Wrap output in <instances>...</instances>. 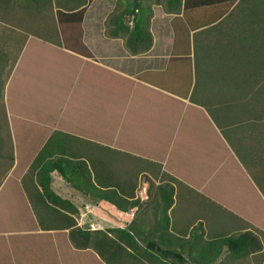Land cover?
Masks as SVG:
<instances>
[{"label": "crops", "instance_id": "obj_1", "mask_svg": "<svg viewBox=\"0 0 264 264\" xmlns=\"http://www.w3.org/2000/svg\"><path fill=\"white\" fill-rule=\"evenodd\" d=\"M166 1L86 0V12L82 22L83 43L92 57L42 39L36 46H26L27 48L32 46L30 53L38 52V58L44 52L49 53L53 58H57L59 54V59H63L64 62L65 59H69L67 65L74 68V71H70L73 74L68 82L71 93L68 96L64 95L60 101L58 98L54 105L58 107V111L53 123L49 113L45 112L39 113L38 120L27 119L37 125V134L30 135L28 140L33 139L32 141L20 142L18 145L20 150L17 148L14 162L5 177V179H17L15 176L17 164L21 163V159H25V163L29 161L18 181L13 182L22 188L24 202L31 213L34 210L25 192L22 177L52 132H58V140H62L63 133L73 137L68 138L69 147L85 160L88 161V158H93L94 155L99 156L103 163L111 167L117 179L131 180L135 198H139L141 203L129 212L119 211L104 201L92 203L70 187L56 172H52L50 186L56 194L68 199L78 209V226H82L83 212L89 211L91 204L94 206L100 204L101 210L110 211L112 217L101 214L100 224L96 223L97 219H91L90 229L125 228L132 223L138 233L135 238L143 247L146 232L151 233L150 241L157 239L161 233L163 242H172L174 239L169 235L172 233L181 237L182 241H179L185 244L188 239L192 241L191 230L199 223L205 231L202 232L204 238L208 234L218 239L231 235L233 231H236L235 234L247 230L253 232L246 215L245 217L238 215L237 220L225 224L208 220L206 213L201 212V209L207 206V202L203 200L197 203L189 202L192 211H187V204H183L185 197L183 186L201 194V187L199 189L190 181L201 179L202 169H209L210 166L206 163L215 160L214 155L223 150L224 146L225 148L230 146L226 139H222L221 125L229 130L243 124L241 122L235 125L231 120L223 123L216 115L218 111L224 110L218 95H221L223 90L232 92L229 87L222 88L218 84L248 82L247 69H250L253 63L246 55L250 54L251 57L255 51L264 52V12L259 11L254 15L255 17L250 15V19L246 14L237 13L234 23L229 25V28H213L225 16V14L219 16L220 5L231 3V0H189L191 4L205 3L211 6L188 8L187 13L186 11L184 13L183 5L179 13H168L162 6ZM239 1L235 0L232 7ZM135 3L138 4L137 7H140L141 3L150 4L153 11L149 24L153 38L152 45L141 53L130 52L125 46L123 35L109 33L110 17L114 11H124L128 5H131L132 9ZM91 9L93 10L90 11ZM188 19L192 26L189 25ZM186 28L189 29L188 33ZM196 45L199 46V50L206 51L208 56L214 55V58L207 62L212 63V66L204 72L208 75L202 77L203 86L194 96L195 101L198 102L210 100L208 109L198 102H192L194 81L189 89L188 62L182 61V58L179 61L172 60L173 57L187 55L192 57L190 51H194ZM27 48L23 54L27 52ZM217 53L222 55L216 59ZM224 68L233 69L232 74L231 71H228L229 75L226 70L223 72ZM233 112L238 116L237 110H232ZM211 115L217 117V127L215 124L205 126L206 120L213 122ZM199 117L201 121L198 123ZM19 126L22 127V124L19 123ZM56 144L54 143V148H58ZM186 155L197 158L196 161L200 159L201 162H189V156L185 157ZM187 168L192 172L188 173ZM194 170L197 173H194ZM142 176L152 183L138 182ZM173 179L176 180L173 184L174 202L168 210L169 222L166 227L160 217V210L156 212L154 209L160 202V199H154V196L159 192L158 185ZM25 184L29 186L28 179ZM147 188L151 192L149 198ZM213 188L215 189L216 186L214 185ZM193 210H198V213L193 214ZM33 218L26 221L27 228L5 232L6 239L1 242L8 247L11 256H14L15 252L17 260H11L12 264L19 262V264H53L54 256L60 264H75V260L78 264H88V262L94 264L89 258L99 257L93 249L75 248L69 239V229L43 230L35 214ZM210 222L213 231L207 228L210 227ZM153 229L160 231L155 233L152 232ZM15 235H39V238L31 240L18 238ZM11 236H15L16 239L9 238ZM253 254L239 259L229 258L227 251L224 254L218 249L208 252L197 250L182 252V256L186 259L183 264H230L231 261L245 260ZM194 258L197 259L192 260ZM99 260L101 264H106L100 257ZM163 261L173 264L169 258ZM59 263L54 261V264ZM132 264L154 263L138 256V261Z\"/></svg>", "mask_w": 264, "mask_h": 264}, {"label": "rangeland", "instance_id": "obj_2", "mask_svg": "<svg viewBox=\"0 0 264 264\" xmlns=\"http://www.w3.org/2000/svg\"><path fill=\"white\" fill-rule=\"evenodd\" d=\"M56 2L57 0H48L44 7L38 9L28 8L23 4L17 5L9 0V4L0 10V52L6 54L2 69L4 88L0 97V145L2 154L0 157V264H12L11 260L16 259L15 252L14 256H11L8 247H5L1 242L6 239L5 232L10 230L20 231L21 228H27L26 221L33 220L35 214L27 209L24 202L25 198L22 195V188L13 182L18 181V177L29 161L25 163V159H21V163L17 164L15 168L17 179H5L14 162L17 148L20 150L18 146L20 142L32 141L33 139L28 140L30 135L37 134V125L27 119L38 120L39 113L45 112L49 113L53 123L58 111V107L54 106L58 98L60 101L64 95L68 96L71 93V90H69L70 83L68 82L73 74L70 71H74V68L67 65L69 59H65L66 62H64L63 59H59V54H57V59L46 52L42 53L40 58H38V52L30 53L32 52L31 47L36 46L40 39L58 45L57 42H54L60 38L57 32L55 11L58 5ZM29 3L33 4L32 0H29ZM99 10L101 9L99 8ZM27 45L32 46L27 48ZM26 48L27 52L23 54ZM194 49V51H190L192 57L189 59V69L191 79L194 81L193 84L196 85L195 92H198L203 86L201 82L203 75H208L204 72L212 66V63L207 62L214 58V55L208 56L205 53L206 51L199 50L197 45ZM221 55L222 53H217L216 59ZM225 70L231 71L225 68L222 71L225 72ZM63 78H66V80H63ZM218 86L222 85L218 84ZM218 96L224 110L218 111L216 115L220 117L223 123H227L229 120L234 122V119L240 118L235 116L236 112L232 113V110H237L233 105L235 102L232 100L235 98V94L223 90L221 95ZM194 100L193 98L192 102H198ZM209 101L200 100L198 103L207 108ZM239 114L245 113L241 111ZM210 117L214 123L206 120L205 126L215 124V127H217V117L215 115ZM198 119L197 122L199 123L201 119L200 117ZM242 121L241 126L232 127L229 130L221 125L223 127L220 130L222 139H226L230 146H227V148L224 146L223 150L214 155L215 160L212 159L210 163H206L210 165L209 169H202L203 174L200 176L201 179H198L199 181H190L199 189L201 187V194L183 186L185 189L183 204H187V211H192L189 202L193 203L194 201V203H197L202 202V200L207 202V206L201 209V212L206 213L208 220L216 221L219 224L235 221L238 219V215H242V217L246 215L247 221L252 225L251 229L261 240L262 248L252 256L247 257V259L236 262L231 261L230 264H264V148H262L263 143L260 137L257 138V135L253 132L250 119L243 118ZM19 123L22 124V127L19 126ZM202 126L204 125L202 124ZM19 127L20 129H18ZM53 134L54 132L50 137ZM260 147L262 149H259ZM36 150L34 149V151ZM185 157L189 158V162L197 159L190 155ZM196 162L200 163L201 160L198 159ZM186 171L188 173L192 172L189 168ZM194 173H197V171L194 170ZM144 178L145 176H142L138 182L142 183L144 181L149 184L147 178ZM172 182L175 184V181L172 180ZM214 185L216 186L215 189L213 188ZM89 209V211L83 212L82 227L84 228H91V219H97L96 223L100 224L101 214L107 215L109 218L112 217L110 211L101 210L100 204L97 206L91 204ZM195 213H198V210H193V214ZM207 228L209 231H213L211 222L210 227ZM235 232L233 231L231 235ZM15 236L9 238L14 240L16 239ZM38 236H18V238L34 240L39 238ZM220 251L226 254L227 250L221 248ZM78 258L82 259V257ZM89 259H92L91 261L94 264H101L97 256H92ZM54 261L59 263L55 256L53 257V264ZM75 262V264H78V261L75 260ZM88 264L90 263L88 262Z\"/></svg>", "mask_w": 264, "mask_h": 264}, {"label": "trees", "instance_id": "obj_3", "mask_svg": "<svg viewBox=\"0 0 264 264\" xmlns=\"http://www.w3.org/2000/svg\"><path fill=\"white\" fill-rule=\"evenodd\" d=\"M47 1L32 0L33 4H30L29 0H12L17 5L23 4L28 8L38 9L44 7ZM85 1L57 0L58 6L55 13L57 32L60 38L54 42L81 55L92 57L91 52L83 43L82 22L86 12ZM234 1L231 0V3L220 5L221 11L219 13L221 15L219 16L224 14L225 16L213 28H229V25L234 23L233 20H235L234 17L237 13L246 14L250 19V15L253 17L259 11L264 12V0H240L232 7ZM189 2V0H184L182 4V0H167L162 6L168 13H179L183 5L184 13L185 11L187 13L188 8L206 5L205 3L191 4ZM7 4H9V0H0V10ZM137 6L138 4L135 3L132 9L131 5H128L124 11L118 12L119 10H115L110 17L109 33L123 35L125 46L132 53H141L148 50L153 41L149 30L150 18L153 14L151 5L141 3L140 7ZM188 22L192 26L189 19ZM188 31L189 29H187V33ZM226 52L224 54H227ZM5 56L6 54L0 52V97L4 88L2 69ZM246 56L247 59L251 58L253 63V66L247 69L248 82L246 84H223L221 87L226 89L229 87L230 91L235 94V98L232 99L235 102L233 105L237 108L238 116L241 119H234V124L237 125L243 122V118L250 119L253 132L257 135V138L260 137L263 143L262 148H264V52L255 51L251 54V57L250 54ZM181 58L182 61L188 62L190 66L189 59H191V56L189 55L173 57L172 60L179 61ZM232 71L233 69H231V74ZM227 74L229 75L228 71ZM191 85L192 79L189 69V84H187L189 89ZM195 87L196 85L192 89V94L195 92ZM191 96L193 100L194 95ZM221 107L223 106L221 105ZM241 111L245 114H239ZM68 138L73 137L63 133L62 140H58V132L49 137L22 179L25 192L41 229H69V239L76 248L93 249L106 264H132L138 261V256L154 264H168V262L163 261V259L168 258L172 260L173 264H183L186 261L182 256L183 251L208 252L216 249L219 251L221 248L227 250L229 258L241 259L261 250L262 243L259 236L250 230L218 239L211 237V235L204 238L202 232L205 233V231L201 223L191 230L192 241L188 239L185 244H181V237H177L172 233H169L174 239L172 242H163L161 233H159L157 239L152 238L153 240L150 241L149 235L151 233L146 232L144 247L136 240L135 236L138 233L132 223L125 228L96 230L78 226V209L68 199L56 194L50 186L52 172H56L70 187L81 193L92 203L104 201L122 212H129L141 203L139 198H135L131 180L117 179L113 175L111 167L103 163L99 156L94 155L93 158H88V161L85 160L83 156L69 147ZM54 143L58 144V148L53 147ZM27 179L30 182L29 186L25 184ZM173 181L176 180L173 179ZM157 188L159 192L154 196V199L159 198L160 202L158 203L157 200L159 205L157 204L154 209L156 212L160 210V217L167 227L169 222L168 210L174 202L175 188L172 180H167L165 183L158 185ZM149 191L148 188V198L151 195ZM166 227L164 228L167 229ZM159 231L160 229H153L152 232Z\"/></svg>", "mask_w": 264, "mask_h": 264}]
</instances>
